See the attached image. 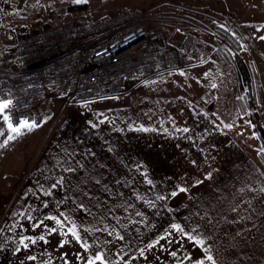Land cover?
I'll return each instance as SVG.
<instances>
[{"label":"rangeland","instance_id":"rangeland-1","mask_svg":"<svg viewBox=\"0 0 264 264\" xmlns=\"http://www.w3.org/2000/svg\"><path fill=\"white\" fill-rule=\"evenodd\" d=\"M213 4L215 7L212 8ZM72 6L81 7L71 9ZM234 6L238 12L250 14L251 24H255L254 31L242 33L240 38L260 57L259 51L264 49V40L259 39L264 36L262 0H236ZM0 8L4 9L0 12V32L5 35V43L13 44L11 51L20 39L45 30L56 21L79 25L119 18L137 22L168 20L181 13L210 25V33L202 40L206 47L202 50L200 62H194V65L190 62V67L186 69L147 80L138 90L136 100L117 96L70 105L58 121H52L54 134L42 131L34 136L32 132H26L0 148V264H21V261L24 264H85L84 260L77 258V254L87 256L94 251L104 252L111 264H193L201 258L202 250L175 232L166 240H160L154 248L149 249L147 245L172 231V223L205 224L207 218L200 219L205 213L212 216L214 222L221 217L233 219L231 209L237 201L233 192L236 187L232 164L235 163L238 168L240 163L238 172L249 173L251 168L243 159L244 156L248 158L246 154L250 153L245 141L249 143L248 138H252L250 143L260 145L261 142L264 146V105L254 107L256 94L261 93L264 53L263 57L254 59L243 47H235L225 35H220L219 30L226 31L216 18V0H87L86 3H76L75 0H39L38 3L37 0H8L5 3V0H0ZM163 30L172 38L182 36L168 24ZM4 64L11 65L8 62ZM205 73L208 75L205 76ZM213 83L216 88L211 87ZM240 96L244 99H237ZM98 101L100 103H92ZM100 105L99 119L94 118L98 120L96 123H90L92 118L87 113L79 115L80 126L74 137L100 136L114 144L122 140L127 142L124 154L118 152L124 163L117 165L116 174L99 179L101 184L106 185L99 187L102 191L97 193V198L89 191L84 192L87 196L81 193L85 199L75 205L82 203L83 207L67 208L66 204L64 207L44 209L40 203L43 204L45 199L41 202L39 191L51 187L46 185L49 176L42 174V169L46 159L53 154L52 146L62 141L59 136L64 132L63 120L73 109L92 107L97 111ZM246 121L251 122V128ZM56 122L60 123L57 127ZM227 123L233 124L234 128L223 127ZM93 124L96 127H92ZM237 124L245 137L241 148L234 146L238 142L235 135ZM183 128L189 131H177ZM3 139L0 137V143ZM74 142L90 145L91 139ZM239 152L242 159L240 162L235 159L232 163L231 157H237ZM261 157L264 161V154ZM168 169L174 171L176 180L171 188L167 184L168 178L160 176V172L165 176L173 174L172 171L167 173ZM95 172L106 174L108 171L94 169ZM209 173L211 178L206 179ZM146 177L153 181L152 185L147 183ZM197 180L203 183L197 184ZM89 186L86 189H90ZM177 186L187 187L188 191L170 196ZM70 195L79 197L80 193ZM158 195L167 198L157 200ZM145 201H152L155 207ZM60 212L69 217L64 222V229H60L54 220L45 219L47 216H58ZM137 212L143 215L137 216ZM60 218L63 220V217ZM41 221L43 224L40 227H34ZM72 222L90 245L89 253L84 252L71 234L61 235ZM255 222L241 220L233 225L221 220L219 227L212 229L209 226L201 230L205 235L213 236L207 243L213 244L214 253H219L223 264H233V255L238 254L234 245L238 243L244 247L245 251L241 249L240 252L243 257H248L249 243L258 245L256 240H244L255 228ZM106 225L107 231L104 230ZM50 228H57V231L49 233ZM238 229L251 231L235 236ZM108 231H113V235L109 236ZM116 233L124 239H117ZM40 235L45 236L47 243L37 240L33 245L25 241L29 244L28 249L19 244L21 237L37 238ZM233 236L235 239H232ZM64 240L68 242L60 247ZM17 247L21 248L20 252H15ZM141 249H144L143 256ZM172 252H176L175 257ZM260 252L252 250L251 259L256 262L252 264H264V256ZM28 255L37 259L27 260ZM189 256L191 260L187 259Z\"/></svg>","mask_w":264,"mask_h":264},{"label":"built area","instance_id":"built-area-1","mask_svg":"<svg viewBox=\"0 0 264 264\" xmlns=\"http://www.w3.org/2000/svg\"><path fill=\"white\" fill-rule=\"evenodd\" d=\"M166 24L182 36L167 35ZM209 27L181 13L168 20L53 22L17 42L12 65L0 62V98L13 101L14 119L41 125L59 104L136 100L147 80L200 62Z\"/></svg>","mask_w":264,"mask_h":264},{"label":"crops","instance_id":"crops-1","mask_svg":"<svg viewBox=\"0 0 264 264\" xmlns=\"http://www.w3.org/2000/svg\"><path fill=\"white\" fill-rule=\"evenodd\" d=\"M234 1L236 0H216V18L218 21H220L224 25V30L228 33H231L234 36V38L238 41L239 47L243 45L245 51L250 54L254 59L263 57L264 49H261L259 51L260 57L257 56L254 52H252L251 48L240 38V35L242 33L254 31L255 24H251L250 14L248 12H242L243 16L240 12L236 10V7L234 6ZM262 4L264 5V0H262ZM211 7H215V5H211ZM238 17H242L243 19L240 20ZM243 26V28H238V26ZM1 31V28H0ZM5 35L0 32V59L3 60V63H11L14 55V50L11 51L10 47L11 43H5ZM259 63L260 61L257 60ZM256 63V62H255ZM260 64V63H259ZM7 65V64H6ZM12 65V63H11ZM263 81V82H262ZM260 87H261V93L256 94V100L254 107L257 108L264 105V76L260 78ZM92 103H100L98 102H92ZM260 104V105H258ZM86 108V109H83ZM80 109V110H79ZM82 109V110H81ZM97 111H95L92 107H80L69 111L67 114L64 122L62 123V127L64 129V132L60 134V140L61 142H57L54 146L51 148L52 155L49 156V158L46 159L44 163V167L42 169V174L46 173L47 176H49V179L46 178V185H49L50 187L56 183V181L63 177L64 181L63 184L57 185L56 188H50L48 190H41L39 191L41 193L40 198L41 202L44 200L43 204L40 203V205H44L41 207H45L44 209L48 208H58V207H64L67 204V208L69 207H79V205H75V203L81 202L80 200H84L85 197H81V193L84 192H91L95 198H97V193H101L102 189L99 188L102 185L96 183L97 180L102 179L104 176L106 178L116 174L118 172L117 165L123 164L124 160L120 159L118 157V152H120L122 155L124 154V150L126 146H128L127 142H118L114 144L111 141H106L100 136H89L85 138H79L77 139L75 136L77 129L80 125L78 120L79 115L87 113L92 119L90 122L96 123L98 120H95V116L99 119V109H101V105L99 108H96ZM65 109H63L62 104H59L57 106H54L52 108L48 118L46 119V122L42 125V127L35 129L32 131V135L36 136L40 134L42 131H45L46 134L52 133L54 134V129L52 125V121L55 119H59V117L62 116V113ZM245 112V110H244ZM263 113V119H264V110H262ZM110 115V114H109ZM118 115V114H117ZM51 116V117H50ZM50 117V119H49ZM62 119V118H61ZM57 123V122H56ZM55 123V124H56ZM47 124V125H46ZM54 124V125H55ZM60 123H57L56 127ZM52 125V126H51ZM217 125V124H216ZM260 127V123L258 124ZM112 127V125H111ZM110 127V128H111ZM236 133L235 135L238 136V142L234 145L238 148H241L243 142H244V134L242 132V128L237 124L236 126ZM251 128V124L249 126ZM234 128V127H233ZM45 129V130H44ZM264 129V126H263ZM53 131V132H52ZM62 135V136H61ZM91 139L90 145H80L79 143H75L74 141H86V139ZM252 139V138H251ZM251 139L248 138L249 143L246 142L248 145V150H250V153H247L248 158L243 157V159H246L248 161L247 166L250 167L249 173H240L239 165L238 168L235 167V159H238L240 162L241 153L239 152L238 156L233 155L231 157L232 164V176L233 180L235 181V187L236 189H233L235 194V200L236 205H240L239 212H232V217L237 218L240 215H251L250 220H256L255 222V228L252 230L251 234L247 237H244V240H251L252 242L254 240L257 241V244L260 246V248H256L258 245H254L249 243L247 245V251H248V257H243V254H240L241 249L244 250V247L241 245H234V248L238 252V254L233 255V264H252L256 263L251 259V252L252 250L255 252V250H261L259 253L261 256H264V216L259 215L261 211H264V194H259L257 192L249 191L248 188L251 186L252 188H259L260 186L264 185V176H261V173H264V161L262 160L261 154L258 152V150L262 147V144L260 142L259 144H256V142L250 143ZM58 140V139H56ZM73 141L72 143H70ZM121 141V140H120ZM65 142L68 144V146L65 147ZM121 144V145H120ZM256 144V146H255ZM71 145L72 147H70ZM120 145V146H119ZM124 145V147H123ZM79 146V147H77ZM74 147V149H72ZM81 148V149H80ZM80 149V150H79ZM254 149V150H253ZM79 150V152H78ZM244 150V151H248ZM76 151V152H75ZM254 151V153H253ZM75 153H85V154H75ZM87 154V155H86ZM73 167L75 168V171L73 172H66L64 171L67 167ZM94 169L96 170H107L106 174H99L97 172L94 173ZM172 170L168 169L167 173H171ZM173 174H170L169 176L163 175L162 172H160V176L167 177L168 181L167 184L169 188L172 187V184L176 182L174 179L175 174L174 171H172ZM45 175V176H46ZM40 182V181H39ZM69 183L67 186L66 184ZM90 185V189H86L87 185ZM164 185V181H162ZM66 186V187H65ZM89 186V187H90ZM65 187V188H64ZM244 188V192H240V189ZM51 191V195H46L45 193L48 191ZM155 192V190H153ZM80 193V196L77 197L71 196L72 193ZM237 193L240 195L238 196ZM84 196V195H83ZM253 197H256L253 199ZM251 200L252 201V208H254L256 211H252V208H249V205L247 203H244V201ZM63 203L64 205H62ZM235 207V205H234ZM233 208V207H232ZM247 209V211H245ZM219 215L221 213L219 212ZM256 232V233H255ZM253 245V246H252ZM245 251V250H244ZM247 254V253H246ZM236 262V263H234Z\"/></svg>","mask_w":264,"mask_h":264},{"label":"snow or ice","instance_id":"snow-or-ice-1","mask_svg":"<svg viewBox=\"0 0 264 264\" xmlns=\"http://www.w3.org/2000/svg\"><path fill=\"white\" fill-rule=\"evenodd\" d=\"M8 0H5V3H7ZM39 2V0H37V3ZM76 3H86L87 0H75ZM4 9L0 8V12H3ZM235 35V34H233ZM259 39L264 40V36L259 37ZM241 47H244L243 45H241ZM184 73H181V75H183ZM208 74L205 73V76H207ZM211 87L216 88L217 85L215 83H213L211 85ZM237 99L243 100L244 97L240 96L237 97ZM13 105V101L11 99H4V98H0V137H3V142L0 143V148H4L6 147L10 142L17 140L18 138H20L21 136H23L26 132H32L35 129L41 127L42 125L40 123H37L35 120H29V119H14L13 114L11 112V108ZM50 119V117H49ZM46 122V121H45ZM103 122V121H101ZM91 123V122H90ZM223 123V122H222ZM246 123H251L250 121H246ZM92 127H96L95 124L92 125ZM223 127L231 129L233 127V124L231 123H227V124H223ZM144 131H148L149 129H142ZM177 131H183V132H188L189 129L188 128H183V129H177ZM258 152L260 154H264V146H262ZM195 163V162H194ZM64 171L66 172H73L75 171V168L69 166L67 168L64 169ZM261 176H264V173L260 174ZM206 179H210L211 178V173H209L206 177ZM64 178L60 177L56 183H54L51 187L52 188H56L57 185L63 184ZM146 181L149 185L153 184V181L150 179H147L146 177ZM96 183H100L99 180L96 181ZM197 184L203 183V181L197 180L196 181ZM249 191H253V192H257L259 194H264V185L260 186L259 188H252L251 186H249L248 188ZM188 189L187 187H180L177 186L176 190H173L170 192V196L175 197L177 196L179 193L181 192H187ZM245 189L241 188L240 192H244ZM46 195H51V191L49 190L48 192L45 193ZM84 195H88L87 193H84ZM167 197L163 196V195H158L156 197L157 200H165ZM256 197H253V199H255ZM146 203H148L151 207H155L154 203L152 201H145ZM244 203H247L249 205V208H252V201L251 200H247L244 201ZM80 207H83V204L81 203L79 205ZM45 207H47V205H45ZM240 210V205H236L235 207H233L231 209L232 212H239ZM247 211V209L245 210ZM252 211H256L254 208H252ZM137 216H141L143 215L140 212L136 213ZM199 215V214H197ZM259 215L264 216V211H261L259 213ZM63 217V220L60 218ZM206 219V223L201 225V224H195V225H181L180 223H172L170 225V229L172 231H168L166 232L165 235H162L159 237V239L149 243L147 245V247L149 249L154 248L157 244L160 243V240H166L169 236H171L173 234V232L180 234L181 237L186 238L188 241L193 242L196 246H198L202 252H203V256L201 258L196 259L195 261H193V264H223V259L219 256V253H214V246L213 244L207 243V241L212 240L213 236L211 234L209 235H205L204 232L201 230L202 228H207L209 226H211L212 229H215L217 227H219L221 220H223L224 222L228 223V224H236L238 222H240L241 220H250L252 217L251 215H240L237 218L231 219L229 220L227 217H221L220 219H216L214 222V218L210 215H208L207 213H205L204 216H201L200 219L201 220H205ZM28 219H32L30 216L28 217ZM45 219H49V220H54L56 225L59 226L60 229H64L65 227V221L69 220V217L65 215L64 212H60L58 214V216H47L45 217ZM41 224H43V221L40 222V224H35L34 227H40ZM47 227V226H45ZM108 226H105V231H107ZM99 231V229H97ZM49 233L52 232H56L57 228H50L48 229ZM114 231V229H113ZM113 231H108V235L111 236L113 235ZM243 231H251V229H244ZM243 231L241 230H237L235 233V236H243ZM71 234L72 238L80 244V247L84 250L85 253H89L90 252V245L88 244V242L86 240H84L79 231L77 230V226L74 222L71 223V226L67 228L66 231H62L61 235L63 236H67ZM235 236L232 237V239H235ZM116 238L119 240H123L124 236L120 235L119 233H116ZM37 240L39 241H44L45 243H47L45 236L44 235H40L37 238H32L29 236H25V237H21L19 244L23 247V249H28L29 244L26 243L25 241H30L31 244H36ZM67 240H64L61 242L60 247H63L65 243H67ZM106 243H109V241H105ZM171 242V241H169ZM0 248H2V246H0ZM21 248L17 247L15 249V252H20ZM141 256H143L144 254V249L140 250ZM66 255V254H65ZM171 255L173 257L176 256V252H172ZM27 260H31V261H35L37 259L36 256L33 255H28ZM77 258L78 259H82L84 260L85 264H111V262L109 260L106 259V254L102 251H94L91 254L87 255V256H81L80 254H77ZM187 259L191 260V257H187ZM21 264H24V261H21ZM67 264V262H66Z\"/></svg>","mask_w":264,"mask_h":264},{"label":"trees","instance_id":"trees-1","mask_svg":"<svg viewBox=\"0 0 264 264\" xmlns=\"http://www.w3.org/2000/svg\"><path fill=\"white\" fill-rule=\"evenodd\" d=\"M73 7H76V9H78V8H80L81 6H72L71 9H73ZM21 21H22V20H21ZM219 33H220V35H225V36L227 37V39L230 40V42H231L235 47H238V46H239V44H238V42L236 41V39H235L233 36L229 35L227 32H224V31H222V30H219Z\"/></svg>","mask_w":264,"mask_h":264}]
</instances>
